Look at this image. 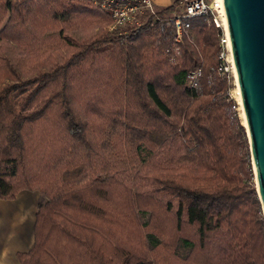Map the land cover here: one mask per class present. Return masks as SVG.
Returning a JSON list of instances; mask_svg holds the SVG:
<instances>
[{
	"label": "trees",
	"instance_id": "16d2710c",
	"mask_svg": "<svg viewBox=\"0 0 264 264\" xmlns=\"http://www.w3.org/2000/svg\"><path fill=\"white\" fill-rule=\"evenodd\" d=\"M180 1L109 34L88 0H0V199L41 193L20 264H264L221 30L196 17L177 44Z\"/></svg>",
	"mask_w": 264,
	"mask_h": 264
},
{
	"label": "water",
	"instance_id": "95a60500",
	"mask_svg": "<svg viewBox=\"0 0 264 264\" xmlns=\"http://www.w3.org/2000/svg\"><path fill=\"white\" fill-rule=\"evenodd\" d=\"M264 214V0H223Z\"/></svg>",
	"mask_w": 264,
	"mask_h": 264
},
{
	"label": "built area",
	"instance_id": "2783aa9c",
	"mask_svg": "<svg viewBox=\"0 0 264 264\" xmlns=\"http://www.w3.org/2000/svg\"><path fill=\"white\" fill-rule=\"evenodd\" d=\"M94 2L111 13L113 23L107 26V30L111 33L122 34L126 32L122 29L129 25L135 26L137 24V28L141 27L151 16L156 17L154 22L160 20L156 16L157 8L152 0H94ZM146 12L147 17L145 19L137 17V15H145ZM200 16H206L208 23L214 24L216 28L221 30L219 35V64L213 70L220 76L227 78L229 63H232L233 66V52L223 0H181L171 17L168 18L175 27L174 40L177 44L183 43L185 32L190 28L191 20ZM201 76L202 70L200 68L192 70L188 75L189 86L197 87Z\"/></svg>",
	"mask_w": 264,
	"mask_h": 264
},
{
	"label": "crops",
	"instance_id": "0c3cea01",
	"mask_svg": "<svg viewBox=\"0 0 264 264\" xmlns=\"http://www.w3.org/2000/svg\"><path fill=\"white\" fill-rule=\"evenodd\" d=\"M156 8L172 5L174 0H152ZM40 191L21 190L13 200L0 199V264H20L19 252L29 251L35 232H27L26 223L35 227ZM15 210L16 215H9ZM6 214V215H5Z\"/></svg>",
	"mask_w": 264,
	"mask_h": 264
},
{
	"label": "rangeland",
	"instance_id": "374dc122",
	"mask_svg": "<svg viewBox=\"0 0 264 264\" xmlns=\"http://www.w3.org/2000/svg\"><path fill=\"white\" fill-rule=\"evenodd\" d=\"M88 1H91L94 5L99 6L98 3H95L94 2V0H88ZM103 10L106 11V12H109V11H107L105 9H103ZM137 17L138 18L145 19L147 17V12H146L145 15H141V16H138L137 15ZM107 26H109V25H107ZM107 26H105L102 30L105 31L106 33L112 34L111 32H109L107 30ZM136 26H137V24H135V26L134 25L126 26L125 28L122 29V31H130L132 28H134ZM226 76H227V80H228V83H229V90H228L229 91V97L237 102V111L239 112L240 118H241L242 123H243V119H242V117H243L242 116L243 115L242 114V112H243L242 110L243 109H242V105H241V97H239L240 91H239V86H238V83H237L236 71H235V68L232 66V63H229V70L226 73ZM249 146H250V143H249ZM250 155H251V150H250ZM251 163H252V155H251ZM252 167H253V163H252ZM253 173H254V168H253ZM253 184L257 188V182H256L255 173H254V176H253ZM9 215L14 216L12 218H15V215H16L15 210H13V212H11L10 214H8V216ZM25 228H26V231L27 232H30L31 233L33 231V228L34 227L30 223H26L25 224Z\"/></svg>",
	"mask_w": 264,
	"mask_h": 264
},
{
	"label": "bare ground",
	"instance_id": "6f19581e",
	"mask_svg": "<svg viewBox=\"0 0 264 264\" xmlns=\"http://www.w3.org/2000/svg\"><path fill=\"white\" fill-rule=\"evenodd\" d=\"M232 61H233V66L235 67V62H234V59L232 58ZM237 77V76H236ZM238 83V82H237ZM238 86H239V84H238ZM239 91H240V88H239ZM239 97H241V93H240V95H239ZM241 105H242V98H241ZM242 109H243V107H242ZM243 111V110H242ZM242 119H243V123L245 124L246 123V120H245V115H244V111L242 112Z\"/></svg>",
	"mask_w": 264,
	"mask_h": 264
}]
</instances>
